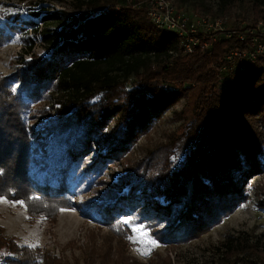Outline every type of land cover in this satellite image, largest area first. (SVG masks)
Returning <instances> with one entry per match:
<instances>
[{"label": "trees", "instance_id": "trees-1", "mask_svg": "<svg viewBox=\"0 0 264 264\" xmlns=\"http://www.w3.org/2000/svg\"><path fill=\"white\" fill-rule=\"evenodd\" d=\"M178 1V9L187 10L186 0ZM72 2L75 14L46 12L40 30L32 23L48 55L32 53V42L26 50L31 58L11 74H0V195L24 201L31 219L43 217L51 223L60 209L73 205L66 183L70 161L57 185L38 184L30 173L36 132L24 115L34 103L47 99L53 103L49 109L58 105L51 127L70 129L77 140L69 150L72 161L83 162L93 142L105 150L98 154L97 165L126 162L125 175L108 187L104 184L107 201L98 204L97 191L91 196L95 202L89 199L100 207L103 225L115 227L120 214L136 208L147 212L150 221L162 218L155 233L165 241L200 237L246 201L247 179L264 173V55L243 70L223 72L219 69L227 54L248 47L246 41L220 36L208 48L197 45L194 52L184 53L178 34L158 28L146 5L137 0ZM244 2L219 0L216 7L206 8L213 17H225ZM251 2L250 23L255 24L264 20V0ZM61 13L72 20L70 27L50 29L47 23H60ZM14 19L19 21L18 16ZM8 36L0 26V44ZM221 74L226 81L218 80ZM153 78L170 81L161 96L147 88ZM182 97L185 107L174 112L175 119L184 120L182 131L174 130L166 142L147 146L139 159L128 160L139 139ZM178 149L186 150L182 159ZM257 203L264 210V197ZM124 229L122 237L132 232ZM3 247L16 254L5 256V264H39L40 258L46 259L39 247L0 235ZM221 259L264 264V243L229 234ZM46 262L66 264L59 259ZM86 264L108 261L92 257Z\"/></svg>", "mask_w": 264, "mask_h": 264}, {"label": "rangeland", "instance_id": "rangeland-1", "mask_svg": "<svg viewBox=\"0 0 264 264\" xmlns=\"http://www.w3.org/2000/svg\"><path fill=\"white\" fill-rule=\"evenodd\" d=\"M72 1L0 0V26L9 34V39L0 44V74L9 75L22 60H29L32 55L26 50L32 42H34L32 53L42 57L48 55L49 51L44 47L40 37L35 34V26L32 23L39 25L38 30H40L44 26L41 18L46 12L62 11L75 14L76 9ZM174 1L178 2L177 5L180 4L178 0ZM218 1L186 0L183 9L210 14L206 7H216ZM17 16L18 22L14 19ZM60 16H62L60 23L59 20L47 23L50 29L60 30L70 27L72 20L69 16L64 13ZM227 16L234 20L240 16L244 21L251 22V0H245L240 6L234 7ZM12 26H16L17 29H13ZM168 81L153 78L148 82L147 88L155 96H161L165 88H168L170 82ZM199 85L200 83H196L197 89ZM52 105L53 103L48 102L47 99H41L24 115L25 122L36 132V138L32 140V147L36 149L30 163V173L38 184L47 182L57 185L64 167L70 161L66 183L73 205L63 208L66 211L60 210L56 221L51 223L43 217L31 219L26 205L13 204V201L7 198V202H0V235L15 240L19 245L39 247L41 253L46 254V259L40 258L39 264H47V258L63 260L66 264H86V261H90L92 257L105 258L108 264H120L124 261L129 264H235L234 261L221 259L223 242L229 234L238 239L264 243V210L257 203L259 198L264 197V173L247 179L244 185L246 201L222 222L198 238L176 242L165 241L162 239L164 235L155 233L158 227L156 224L161 222L162 218L150 221L147 212L142 213L136 208L120 214L115 227L103 225L100 222L101 209L97 206L107 201L106 194H102V190L105 191L104 184L108 187L125 175L126 162L119 159L116 163L112 162L104 167L97 165L95 161L98 154H104L105 150L93 142L91 148L85 151L83 162L77 159L72 161L74 157L69 150L76 147L77 140L75 141V137L72 138L70 129H62L61 125L51 127V122L57 119L58 108L55 104L54 109H49ZM185 105L186 99L182 97L173 108L163 114L150 133L139 139L138 144L128 153L127 159H139L147 146L166 142L168 135L174 130L182 131L184 120L175 119L174 112L181 111ZM176 151L179 159L185 157V149ZM92 164L94 166L90 167ZM102 180L105 183H102ZM96 191L99 192L98 204L90 203V198L95 202V197L91 196ZM159 200L163 201V199ZM128 218H131L135 224L145 225L151 236L159 242L160 246L150 255H142L137 250L139 245L127 238L133 235L132 232L128 235L125 232V236H121L124 228L129 227L132 230L133 223H123ZM4 248L0 249V264H5V256H16Z\"/></svg>", "mask_w": 264, "mask_h": 264}, {"label": "built area", "instance_id": "built-area-1", "mask_svg": "<svg viewBox=\"0 0 264 264\" xmlns=\"http://www.w3.org/2000/svg\"><path fill=\"white\" fill-rule=\"evenodd\" d=\"M138 4L146 5L151 21L158 28L178 34L184 53L194 52L197 45L208 48L218 42L220 36L227 39L235 36L239 41H246L248 47L227 54V62L220 71L243 70L264 55V20L251 24L229 16L213 17L204 12L180 10L174 0H139ZM218 80L224 82L227 77L221 74Z\"/></svg>", "mask_w": 264, "mask_h": 264}, {"label": "snow or ice", "instance_id": "snow-or-ice-1", "mask_svg": "<svg viewBox=\"0 0 264 264\" xmlns=\"http://www.w3.org/2000/svg\"><path fill=\"white\" fill-rule=\"evenodd\" d=\"M0 202H7L6 197L0 195ZM20 204L21 206H25L24 201H13V204ZM61 211H66V209H60ZM123 223H133L131 218L125 219ZM133 235L128 236L127 238L132 241L133 243H137L139 245L138 251L142 255H150L151 252L156 248L159 247V242L155 240L148 231L147 227L143 224H135L133 223L132 227Z\"/></svg>", "mask_w": 264, "mask_h": 264}]
</instances>
